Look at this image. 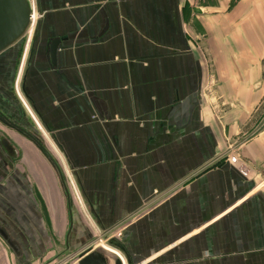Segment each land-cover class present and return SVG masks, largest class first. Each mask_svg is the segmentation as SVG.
I'll list each match as a JSON object with an SVG mask.
<instances>
[{
	"label": "crops",
	"instance_id": "1",
	"mask_svg": "<svg viewBox=\"0 0 264 264\" xmlns=\"http://www.w3.org/2000/svg\"><path fill=\"white\" fill-rule=\"evenodd\" d=\"M35 11L0 53V264H264V0Z\"/></svg>",
	"mask_w": 264,
	"mask_h": 264
},
{
	"label": "water",
	"instance_id": "2",
	"mask_svg": "<svg viewBox=\"0 0 264 264\" xmlns=\"http://www.w3.org/2000/svg\"><path fill=\"white\" fill-rule=\"evenodd\" d=\"M31 8L27 0H0V53L19 41L30 27ZM57 40L50 41L47 48L48 59L55 66ZM0 121L21 132L23 130L9 121L0 111ZM113 244V245H112ZM108 246L90 244L59 264H126L111 240Z\"/></svg>",
	"mask_w": 264,
	"mask_h": 264
},
{
	"label": "built area",
	"instance_id": "3",
	"mask_svg": "<svg viewBox=\"0 0 264 264\" xmlns=\"http://www.w3.org/2000/svg\"><path fill=\"white\" fill-rule=\"evenodd\" d=\"M27 2H28L29 6H30V8H31V16H30V27H29V29H28L26 35H25V37H27L26 43H28L29 40H30V35H31V32H32V28H33V26H34V23H35L36 19L39 18V17L41 16V14H38V13L35 11V0H27ZM16 89H17V88H16ZM16 93H17V95L19 96V94H18V90H16ZM19 98H20V96H19ZM113 235H114L115 237H120V236H121V233H120V232H115ZM96 240H97L99 243L103 244L101 238H96ZM103 246H106V245H103Z\"/></svg>",
	"mask_w": 264,
	"mask_h": 264
},
{
	"label": "rangeland",
	"instance_id": "4",
	"mask_svg": "<svg viewBox=\"0 0 264 264\" xmlns=\"http://www.w3.org/2000/svg\"><path fill=\"white\" fill-rule=\"evenodd\" d=\"M26 40H27V37H25V39L23 40V44H24V42H26ZM19 44V43H18ZM21 50H22V48H21ZM21 50L19 51V55H18V59L20 60V58H21V54H22V52H21ZM18 63H19V61L17 62V67H18ZM18 74V73H17ZM16 76V75H15ZM14 82V81H13ZM17 83H19L18 81L15 83H13V90H19L18 88V85H17ZM17 88V89H16ZM15 93V92H14ZM14 264H16V262L14 263Z\"/></svg>",
	"mask_w": 264,
	"mask_h": 264
},
{
	"label": "flooded vegetation",
	"instance_id": "5",
	"mask_svg": "<svg viewBox=\"0 0 264 264\" xmlns=\"http://www.w3.org/2000/svg\"><path fill=\"white\" fill-rule=\"evenodd\" d=\"M61 260V259H60ZM62 262V261H61ZM61 262H59V263H61ZM127 262V261H126ZM126 264H128V263H126Z\"/></svg>",
	"mask_w": 264,
	"mask_h": 264
}]
</instances>
